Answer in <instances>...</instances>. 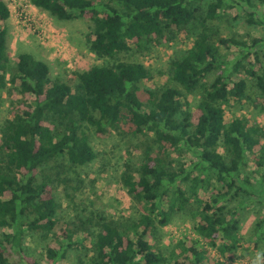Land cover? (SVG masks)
<instances>
[{"label": "trees", "instance_id": "trees-1", "mask_svg": "<svg viewBox=\"0 0 264 264\" xmlns=\"http://www.w3.org/2000/svg\"><path fill=\"white\" fill-rule=\"evenodd\" d=\"M234 1L242 5L234 22L264 25V0ZM234 1L30 0L58 20H88L90 51L109 60L75 72L70 86L28 52L12 62L2 24L10 11L0 0V102L5 93L12 98L0 125V264H43L24 245L28 237L44 245L46 264H58L82 241L81 231L91 237L84 264H220L209 248L222 256L236 249L242 205L256 195L252 175L264 179V142L247 118L226 121L224 106L252 88L264 108V36L221 31L216 23ZM192 31L190 47L170 60L168 82L143 89L142 100L151 69L118 55ZM125 124L141 139L139 167L121 175L142 204L138 218L129 225L101 218L90 230L58 227L61 169L88 165L96 157L92 135L108 138ZM191 206L195 237L164 256L154 245L158 227ZM256 226L262 237L264 219Z\"/></svg>", "mask_w": 264, "mask_h": 264}, {"label": "rangeland", "instance_id": "rangeland-1", "mask_svg": "<svg viewBox=\"0 0 264 264\" xmlns=\"http://www.w3.org/2000/svg\"><path fill=\"white\" fill-rule=\"evenodd\" d=\"M3 1L10 11V16L2 24L7 30L8 49L13 63L16 62L19 53L28 52L48 63L53 78L62 79L70 86H74L77 82L75 72L109 61L98 59L90 51L87 37L91 23L88 20L83 18L58 20L36 8L30 0ZM241 6L234 1L233 6L222 13L220 22L216 23L221 27V31H224V34L235 32L245 37L264 36V25L252 27L246 26L244 19L239 22L233 21V18L241 13ZM192 33L193 31L188 34L176 32L171 38L162 39L158 43L151 42L148 47L135 49L132 46L130 52L118 55L120 60H136L151 69L152 77L142 83V89L138 92L142 100L147 97L143 89L160 88L168 82L170 60L190 47L194 35ZM247 94L248 97L241 101L231 100L224 106L225 119L228 121L233 117L247 118L249 125L260 129V136L264 142L263 103L256 100L258 95L254 89L251 88ZM196 98L198 92L189 96L190 109L194 108ZM11 99L7 93L1 98L0 125L11 114ZM129 128L128 124H125L124 132L113 131L108 138L103 139L92 135L95 159L83 167L61 169L57 176L56 189V198L60 205L58 227L66 222L73 228H89L101 218L129 225L138 218L142 204L137 203L121 183V175L125 170L133 171L139 167L142 159L139 148L141 139L133 136ZM184 160L188 163L195 158L191 156ZM251 180L252 191L256 195L252 197L253 201H247L242 205L236 249L226 252L224 256L213 249H208L209 256L220 264H264V234L261 237L256 226L258 221L264 219V179L260 181L252 175ZM206 195L204 193L201 197L206 198ZM191 208L194 207L175 213L166 226L158 227L154 245L164 256L168 257L171 252L178 253L180 251L178 242L185 236L195 237L193 229L196 219ZM3 231L7 232L9 229L3 228ZM76 238L83 239L73 246L74 248L68 249L65 258L58 260V264L86 263V256L91 254L89 251L91 237L81 231ZM24 245L27 246L29 253L46 264L43 244L28 237ZM204 263L207 264L206 260Z\"/></svg>", "mask_w": 264, "mask_h": 264}]
</instances>
